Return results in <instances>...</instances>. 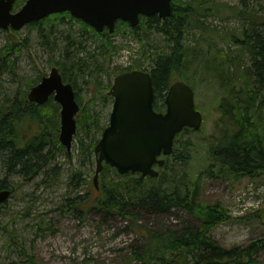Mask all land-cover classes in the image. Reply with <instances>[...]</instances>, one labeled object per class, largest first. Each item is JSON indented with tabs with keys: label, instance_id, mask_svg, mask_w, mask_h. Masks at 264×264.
I'll return each instance as SVG.
<instances>
[{
	"label": "trees",
	"instance_id": "1",
	"mask_svg": "<svg viewBox=\"0 0 264 264\" xmlns=\"http://www.w3.org/2000/svg\"><path fill=\"white\" fill-rule=\"evenodd\" d=\"M24 1L15 0L12 9H18ZM224 8H230L229 14L241 25L225 28L223 35L218 36L225 46L218 47L217 37L208 33L219 31L211 23L206 24V18L219 9L225 11ZM65 17L78 22L80 29L67 28L68 32L64 33L53 26L52 23L58 19L64 21ZM26 28L36 29L40 42L48 47L50 54L58 53L56 59L53 57L55 60L49 58L48 64L58 68L64 82H70L75 91L83 83L82 79L93 85L87 103L81 94L76 93L75 97L80 105L75 144L81 167L94 163L93 148L109 113L105 114L102 107L111 102L107 90L118 73L147 70L152 78L156 109L162 108L165 91L176 79L194 89L195 77L205 71L207 83L222 82L218 84L217 107L224 126L221 136L211 142L205 168L196 175L190 172L192 142L190 137L182 140L181 135L196 131L184 128L175 136L172 152L165 157L164 164L157 166L156 177L133 172L121 175L103 164L97 195L88 203L97 212L103 211L105 217L120 216L130 224L136 223L146 211L160 217L174 210L183 211L195 221L189 218L191 221L183 220L179 226L140 227L138 234L144 242L130 249L124 258L126 264H261L259 257L264 252L261 238L226 247L210 236L213 227L231 217L221 202L203 200L201 181L224 178L236 182L243 177L264 175V17L262 21L254 19L246 5L236 8L212 0H173L167 17L140 16L134 27L118 20L112 33L107 29L96 32L67 11L31 21ZM4 33L7 38L0 46V90L5 74L10 79L16 75L18 56L27 47L26 38L19 31L9 29ZM124 33L139 42V59L127 66L110 68L112 56L121 46L114 42L113 36ZM57 41L61 43L59 49ZM41 76L27 81L25 90L4 95L0 100V173H3L0 190L12 192L15 185L9 178L14 176L31 180L44 174L52 182L60 172V167L53 165L57 156L62 154L67 161L72 158L58 141L59 105L51 96L42 104L26 99L28 89ZM96 99L102 105L99 110L92 107ZM80 170L75 169L70 179L81 180ZM76 199L82 197L67 198L63 207H71L80 215L87 209L86 202L83 199L76 202ZM263 215L264 208L239 219L249 222ZM24 252L21 248L18 256L23 258L10 264H35L33 255Z\"/></svg>",
	"mask_w": 264,
	"mask_h": 264
},
{
	"label": "rangeland",
	"instance_id": "2",
	"mask_svg": "<svg viewBox=\"0 0 264 264\" xmlns=\"http://www.w3.org/2000/svg\"><path fill=\"white\" fill-rule=\"evenodd\" d=\"M212 1L236 8L246 5L254 19L259 18L262 21L264 17V0H244L243 3L242 0ZM224 9L225 11L219 9L218 13L206 18V24L211 23L219 31L208 33L217 37L215 43L218 47L225 46L224 41L218 37L223 35L222 31L225 28L235 29L241 25L240 21L229 14L230 8ZM52 24L64 33L68 32L67 28L80 29L79 23L68 17H65L64 21L58 19ZM4 31L0 29V46L7 38ZM19 32L22 38H26L27 47L18 56L16 75H11L13 80L8 74L4 75L0 100L4 95L25 90L27 81L31 82L38 75L47 74L51 68L48 64L49 58L58 57V53L50 54L48 47L40 42L36 29L29 30L25 25ZM113 40L121 46L118 53L112 56L110 68L115 65L126 66L133 60L139 59L138 53L141 47L136 39L124 33L114 35ZM60 47L61 43L57 41L56 48ZM88 47L92 48V44ZM206 79L208 74L205 71L195 77V104L203 114L204 120L201 130L181 135L182 140L190 137L192 142L189 169L193 175L208 165L211 142L215 137L221 136L224 126L220 120L221 111L217 107L220 89L218 84L221 85L222 82L217 80L218 84L207 83ZM84 81L85 79H82L80 82L83 83H79L76 88L83 96L84 103H87L89 96L92 95L90 88L93 85ZM92 107L96 110L101 109L100 100L96 99V104ZM110 109L111 102L102 107L105 114L110 112ZM75 141L76 138L71 146L70 161L65 160L64 155L61 154L53 162V165L60 167L59 175L54 181L50 182L48 175L44 174H39L31 180H24L18 176L9 178L15 188L0 206V264L19 262L23 258L18 256L21 248H24V254L33 255L35 264H126L124 258L130 253V249L144 242L138 234L142 229L140 227L146 225L157 228L162 224L179 226L181 221L186 219L195 222L192 218L189 217L191 220L187 218L183 211L178 210H174L166 217L148 211L142 212L133 224L120 216L105 217L103 211L97 212L90 207L91 203H88L97 195V188L93 186L92 181L95 163L80 166L76 159ZM79 168L82 170L81 180L75 177L70 179L73 171ZM2 176L3 173H0V177ZM259 177L264 179V175ZM246 179L248 178L236 182L224 178L202 179L203 200L209 203L221 202L226 206ZM99 182L100 178L97 179V185ZM77 195L82 197L87 207L80 215L71 207L64 208L65 200ZM82 199H76V202ZM263 208L264 204L260 209ZM210 236L226 247L242 245L251 239L264 240V215L249 222L231 217L229 221L213 227ZM259 259L261 264H264V252Z\"/></svg>",
	"mask_w": 264,
	"mask_h": 264
},
{
	"label": "water",
	"instance_id": "3",
	"mask_svg": "<svg viewBox=\"0 0 264 264\" xmlns=\"http://www.w3.org/2000/svg\"><path fill=\"white\" fill-rule=\"evenodd\" d=\"M172 0H26L16 11H11L14 0H0V28L20 29L25 24L40 20L55 12L69 13L101 32H112L118 19L134 27L139 16L167 17ZM112 107L108 124L94 146L96 168L94 184L102 169V162L116 168L120 174L140 172L157 175L154 163L163 165L161 154L172 151L173 139L183 127L199 129L201 113L195 109L193 91L181 80L171 83L164 96V111L152 107L154 88L149 72L134 69L117 74L108 90ZM60 105L58 139L69 151L76 132L75 114L79 109L71 83L63 82L55 66L41 77L28 93L29 101L42 104L49 96ZM9 195L0 191V203Z\"/></svg>",
	"mask_w": 264,
	"mask_h": 264
},
{
	"label": "bare ground",
	"instance_id": "4",
	"mask_svg": "<svg viewBox=\"0 0 264 264\" xmlns=\"http://www.w3.org/2000/svg\"><path fill=\"white\" fill-rule=\"evenodd\" d=\"M70 83V82H69ZM73 87V86H72ZM28 100V99H27ZM35 103V102H34ZM36 104H38V103H36ZM0 191H8L9 192V194H10V191L9 190H7V189H2V190H0ZM9 196V195H8Z\"/></svg>",
	"mask_w": 264,
	"mask_h": 264
},
{
	"label": "flooded vegetation",
	"instance_id": "5",
	"mask_svg": "<svg viewBox=\"0 0 264 264\" xmlns=\"http://www.w3.org/2000/svg\"><path fill=\"white\" fill-rule=\"evenodd\" d=\"M153 105H154V103H153Z\"/></svg>",
	"mask_w": 264,
	"mask_h": 264
}]
</instances>
